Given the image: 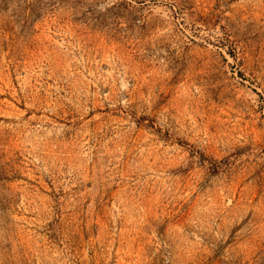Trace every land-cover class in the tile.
Listing matches in <instances>:
<instances>
[{
    "label": "rangeland",
    "instance_id": "obj_1",
    "mask_svg": "<svg viewBox=\"0 0 264 264\" xmlns=\"http://www.w3.org/2000/svg\"><path fill=\"white\" fill-rule=\"evenodd\" d=\"M0 264H264V0H0Z\"/></svg>",
    "mask_w": 264,
    "mask_h": 264
}]
</instances>
